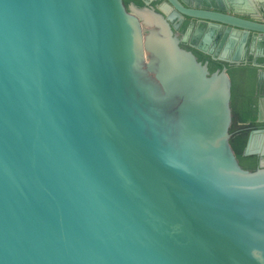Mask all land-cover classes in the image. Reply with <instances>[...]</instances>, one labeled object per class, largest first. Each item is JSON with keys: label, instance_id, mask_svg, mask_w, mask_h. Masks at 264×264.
I'll return each instance as SVG.
<instances>
[{"label": "water", "instance_id": "95a60500", "mask_svg": "<svg viewBox=\"0 0 264 264\" xmlns=\"http://www.w3.org/2000/svg\"><path fill=\"white\" fill-rule=\"evenodd\" d=\"M166 1L220 69L168 6L0 0V264H264V131L238 164L225 66L264 38V0Z\"/></svg>", "mask_w": 264, "mask_h": 264}, {"label": "trees", "instance_id": "16d2710c", "mask_svg": "<svg viewBox=\"0 0 264 264\" xmlns=\"http://www.w3.org/2000/svg\"><path fill=\"white\" fill-rule=\"evenodd\" d=\"M222 66L223 64L221 63L210 61L207 69L211 73L216 69H220ZM225 66L226 73L234 87L230 93L229 101L231 111L229 146L238 164L252 161L256 162V157H243L241 153L248 134L246 127H252L258 124L256 123L255 104L257 100L256 88L259 84L257 75L260 70L252 66L251 61Z\"/></svg>", "mask_w": 264, "mask_h": 264}, {"label": "flooded vegetation", "instance_id": "af4514ba", "mask_svg": "<svg viewBox=\"0 0 264 264\" xmlns=\"http://www.w3.org/2000/svg\"><path fill=\"white\" fill-rule=\"evenodd\" d=\"M132 1H139L141 5L149 4L151 9H153L156 12H158L160 8H164L168 6L169 9L165 14H163V16L164 18L169 19L168 24L173 34H175L177 39L179 40V47H181L184 50L192 52L198 61L200 62L207 61V67H208L210 60L206 55L198 51V48L201 46V43H199V41L195 39L194 30L196 28H202L205 31H209L210 29L198 25L197 21L194 19L184 18V21H182L183 17L180 14H178V12L174 8H172L167 3L166 0H132ZM176 1L179 2V0ZM185 3L187 10H208L210 7L214 5V3L222 5L224 3V0H185ZM206 49L207 51H215L216 47L214 46V43H210L206 45ZM260 72H263V70H260ZM256 95L257 98L264 99V86H262L260 82L256 88ZM246 128L248 129V133L251 130H256V129L264 131V123H260L255 126L246 127ZM262 159L264 161V156Z\"/></svg>", "mask_w": 264, "mask_h": 264}, {"label": "crops", "instance_id": "0c3cea01", "mask_svg": "<svg viewBox=\"0 0 264 264\" xmlns=\"http://www.w3.org/2000/svg\"><path fill=\"white\" fill-rule=\"evenodd\" d=\"M234 52L238 55L240 62L258 61L264 64V38H247L244 43L233 45L227 52L228 57ZM260 70H263V73L259 82L262 86H264V68Z\"/></svg>", "mask_w": 264, "mask_h": 264}]
</instances>
